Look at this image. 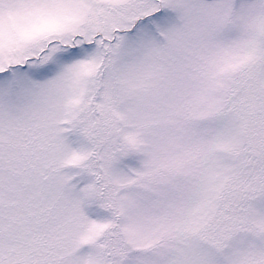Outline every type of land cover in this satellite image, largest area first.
I'll return each instance as SVG.
<instances>
[{"label": "snow or ice", "instance_id": "1", "mask_svg": "<svg viewBox=\"0 0 264 264\" xmlns=\"http://www.w3.org/2000/svg\"><path fill=\"white\" fill-rule=\"evenodd\" d=\"M0 264H264V0H0Z\"/></svg>", "mask_w": 264, "mask_h": 264}]
</instances>
